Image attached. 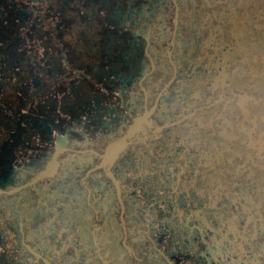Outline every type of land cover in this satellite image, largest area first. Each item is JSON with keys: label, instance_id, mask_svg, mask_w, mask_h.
Masks as SVG:
<instances>
[{"label": "flooded vegetation", "instance_id": "af4514ba", "mask_svg": "<svg viewBox=\"0 0 264 264\" xmlns=\"http://www.w3.org/2000/svg\"><path fill=\"white\" fill-rule=\"evenodd\" d=\"M110 5L93 67L50 62L78 115L50 94L8 135L0 264H264V0ZM28 17L0 0V56Z\"/></svg>", "mask_w": 264, "mask_h": 264}, {"label": "rangeland", "instance_id": "374dc122", "mask_svg": "<svg viewBox=\"0 0 264 264\" xmlns=\"http://www.w3.org/2000/svg\"><path fill=\"white\" fill-rule=\"evenodd\" d=\"M20 3L29 17L21 22V28L15 36H7L4 54L0 56V166L6 163L3 158L6 152L3 149H7L5 144L10 143L8 135L14 137L13 132L18 131L16 123L20 119L17 117L25 119L22 123L23 132L38 134V130L33 129L28 121L30 117L32 121L39 117L36 124L44 122V112L48 107L43 102L46 96L48 98L52 94V97L59 99L63 96L62 101L65 102L63 113L57 107L52 117H65L67 112L69 116L75 112L78 115L76 110L83 88H80L81 93L75 88H67L66 76H61L57 71L52 75L50 62H61V54L69 50L65 56L70 59V63L75 60L70 77L77 81L75 71H80L76 62L78 53L83 52L86 64L93 67L99 49L106 51L107 48L109 51L112 44L106 29L110 28L107 22L110 20L111 0H85V8H82L81 0H20ZM86 77L93 80V75ZM33 80H37L40 87H32ZM63 85V92H56L55 88L60 90ZM4 107L10 109L7 117L5 113L8 109ZM36 110L41 115L36 114ZM10 148L13 150L15 147ZM5 173L8 172L2 166L0 174Z\"/></svg>", "mask_w": 264, "mask_h": 264}, {"label": "water", "instance_id": "95a60500", "mask_svg": "<svg viewBox=\"0 0 264 264\" xmlns=\"http://www.w3.org/2000/svg\"><path fill=\"white\" fill-rule=\"evenodd\" d=\"M60 149H61V144L56 148V153H55L54 156H53V161L47 164L45 170H44L43 172L39 173V174L34 178L33 182H36V181H38V180H40V179H43V178H46V177L50 176V175L53 173V171H54V169H55L54 161H55L56 155H57V153H58V151H59ZM116 152H117V144L110 146V147L107 149V152H106L107 157H109L110 155H114ZM13 192H14V190L5 191V190H3V189H0V197H1L2 195H4V196H6V195H10V194H12Z\"/></svg>", "mask_w": 264, "mask_h": 264}]
</instances>
